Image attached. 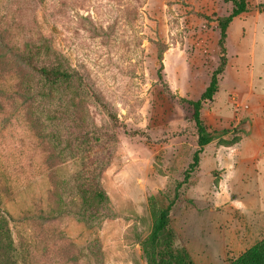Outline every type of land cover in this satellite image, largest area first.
Wrapping results in <instances>:
<instances>
[{
    "label": "rangeland",
    "instance_id": "374dc122",
    "mask_svg": "<svg viewBox=\"0 0 264 264\" xmlns=\"http://www.w3.org/2000/svg\"><path fill=\"white\" fill-rule=\"evenodd\" d=\"M247 2L229 26L219 92L201 112L219 138L171 213L174 248L195 264H227L264 239V0ZM231 12L225 0H0V217L10 216L15 246L4 257L0 241V264H147L150 197L167 206L198 148L181 100L208 86L220 57L215 20ZM47 40L125 130L81 97L85 86L48 97L9 51L33 42L44 52ZM66 109L61 127L50 120ZM106 136L95 179L77 144ZM58 193L65 205L46 217Z\"/></svg>",
    "mask_w": 264,
    "mask_h": 264
},
{
    "label": "trees",
    "instance_id": "16d2710c",
    "mask_svg": "<svg viewBox=\"0 0 264 264\" xmlns=\"http://www.w3.org/2000/svg\"><path fill=\"white\" fill-rule=\"evenodd\" d=\"M225 2L232 4V12L226 17H221L215 20L219 30L218 47L220 51V57L218 66L212 73L209 84L205 88L199 100H181L182 103H186L193 110L192 122L194 123L196 129L198 148L193 155L191 164L184 172L183 180L177 185L174 196L170 201H168L167 206L164 207L156 203L158 201L157 197H150L152 213L154 215L155 222L149 237L141 241L140 244L147 264H195L191 254L187 249L174 248L176 235L171 227V213L182 197L181 192L183 188L189 185L191 178L199 170L201 155L203 154L205 147L212 143L215 139L219 138L218 133L211 132L208 129L202 120L201 112L204 103L213 101L215 95L219 92L220 77L224 74L228 65L226 44L229 36V26L234 21V19L249 11L247 0H225ZM44 45V52L39 51V48L34 46L33 42L27 44L26 51H21L18 48L13 47L9 48V51L28 68L31 79L33 81L36 80V84L38 86H43L49 90L47 93L48 97H53L54 94L52 90L55 88L59 89L62 85L79 84L81 86H85L86 89H81V97L86 101H88L89 98L91 100L93 99L95 101L94 103L101 108L114 127L125 130V125L120 122V119L117 117V115L112 113L111 110L104 104L102 99L89 87V83L85 76L79 71L70 69L67 66L66 62L68 61L66 58L60 51L53 50L52 43L49 40L45 41ZM162 60V56L159 55V61L161 64ZM28 82L29 80L27 83ZM30 87L33 89L31 84ZM58 101L61 105L63 104L61 100ZM68 115L69 112L66 109L63 112L60 111L59 116L56 115L51 117L50 120H52V122L59 120L61 127V124L64 122V120L68 121ZM74 121L79 122L77 118H75ZM50 135L51 138L55 137L53 134ZM92 135L94 136L95 134ZM107 137L108 136L103 138L97 137L96 139L89 138L86 143L77 144L80 147V150L75 153V156L80 157L82 160H86V164H91V167L88 169V173L92 177L96 176L95 179L99 178L96 173H101L107 165L106 162L102 161V157L104 156L101 155L110 142L103 140ZM58 141L59 144H61L60 135H58ZM84 146H88V149L84 150ZM71 150V144L69 145L68 149H66L65 146L62 147L60 145V157L65 158V151L71 155V153H73ZM94 191L96 190H92L90 193L91 199H95L99 204L106 200L103 192L101 191H97L94 197L92 195ZM57 198V205L59 208L52 209V211H50L46 217H50L52 219L59 217L60 206L65 205V202H63L64 199L59 193L57 194ZM9 219V215H7V218L0 217V241L4 251V257H10V255H12V253L15 251V246L9 235ZM227 264H264V239L256 243L251 248L247 249L237 259L230 260Z\"/></svg>",
    "mask_w": 264,
    "mask_h": 264
}]
</instances>
